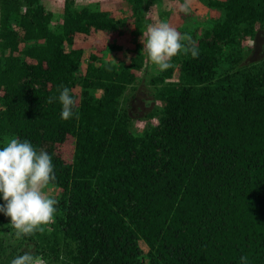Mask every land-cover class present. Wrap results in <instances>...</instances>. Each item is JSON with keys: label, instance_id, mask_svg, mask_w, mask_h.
<instances>
[{"label": "trees", "instance_id": "16d2710c", "mask_svg": "<svg viewBox=\"0 0 264 264\" xmlns=\"http://www.w3.org/2000/svg\"><path fill=\"white\" fill-rule=\"evenodd\" d=\"M156 1L116 3L142 34ZM199 2L179 22L208 13L185 41L199 55L154 64L144 117L157 122L137 128L124 95L147 51L126 62L93 52L83 66L74 47L78 33L123 26L113 5L65 0L56 15L42 0H0V147L18 137L49 152L60 190L42 231L16 238L0 213V264L22 251L46 264H264V0ZM60 85L78 117L48 102ZM69 135L71 161L56 149Z\"/></svg>", "mask_w": 264, "mask_h": 264}, {"label": "clouds", "instance_id": "9594fccd", "mask_svg": "<svg viewBox=\"0 0 264 264\" xmlns=\"http://www.w3.org/2000/svg\"><path fill=\"white\" fill-rule=\"evenodd\" d=\"M192 0H183L179 11H191ZM190 37L182 34L166 21L148 24L141 41L148 58L159 70L172 67V58L183 51L196 57L198 49L185 43ZM58 97H49L48 102L58 99L61 104V119L78 117L77 99L71 88L60 85ZM52 155L37 149L28 139L11 138L0 147V213L10 217L15 237L22 238L33 232L42 231V225L51 222L57 208V200L44 191L50 181L55 180ZM10 264H34L30 251H22L13 257ZM240 264H248L246 256L240 257Z\"/></svg>", "mask_w": 264, "mask_h": 264}, {"label": "rangeland", "instance_id": "374dc122", "mask_svg": "<svg viewBox=\"0 0 264 264\" xmlns=\"http://www.w3.org/2000/svg\"><path fill=\"white\" fill-rule=\"evenodd\" d=\"M121 0H75L76 6L88 5V4H113L115 8V15L118 18H124L125 22L123 26L111 33H105L103 31H92L90 34H76L74 47L83 48L85 53L82 59L83 66L89 61L91 53L95 52L102 56L107 61L112 62H126L130 58V53L133 50L144 51V45L141 41L143 35L139 34L134 29V25L131 21L130 10L118 4ZM199 2V0H197ZM65 0H42L43 6L46 11L59 15L63 12ZM118 2V3H116ZM200 3V2H199ZM117 5H119L117 7ZM179 3L173 0H157L151 2L147 9L148 17L151 18L148 24H155L161 21L170 23L171 26L177 28L182 34L190 32L194 27L202 25L201 21L208 18L206 11L199 9L196 16L186 17L183 25H179V22L183 20V13L177 11L179 9ZM173 7V9H172ZM113 11V12H114ZM181 13V14H179ZM147 24V25H148ZM147 25L144 31L147 30ZM252 42L248 41L247 46H251ZM146 61L142 73L138 76L139 79L128 87L125 92V106L129 109V112L136 117L134 124L137 128L147 126L149 123L155 124L156 118L150 120L144 117L155 106L153 97V87L146 83L147 79L151 77V74H155L157 68L146 55ZM145 69V70H144ZM147 69V70H146ZM77 96L80 94V88L74 89ZM127 99V100H126ZM74 138L68 136L65 142L58 145L57 153L67 161H71L73 155ZM45 193L50 196H57L59 189L51 182L45 187ZM49 226V225H48ZM143 248H145V245ZM34 264H46L42 259L37 258L34 260Z\"/></svg>", "mask_w": 264, "mask_h": 264}, {"label": "crops", "instance_id": "0c3cea01", "mask_svg": "<svg viewBox=\"0 0 264 264\" xmlns=\"http://www.w3.org/2000/svg\"><path fill=\"white\" fill-rule=\"evenodd\" d=\"M108 5V4H107ZM110 5H113V4H110ZM113 9V8H112Z\"/></svg>", "mask_w": 264, "mask_h": 264}]
</instances>
